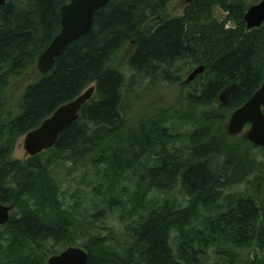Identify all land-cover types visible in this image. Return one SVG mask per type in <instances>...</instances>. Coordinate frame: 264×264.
<instances>
[{
  "label": "trees",
  "instance_id": "16d2710c",
  "mask_svg": "<svg viewBox=\"0 0 264 264\" xmlns=\"http://www.w3.org/2000/svg\"><path fill=\"white\" fill-rule=\"evenodd\" d=\"M170 1L109 0L14 106L8 84L36 66L69 0L0 6V204L13 206L0 226V264H46L67 247L86 251L88 264H221V256L233 264L234 252L264 253V147L226 131L264 79V24L246 31L242 0H192L167 18ZM199 66L187 85L174 76ZM124 69L132 79L179 83L174 104L130 115L133 80ZM233 84L221 105L219 93ZM91 86L92 99L53 148L11 160L18 138ZM74 173L76 196L66 203ZM81 187L92 195L87 205Z\"/></svg>",
  "mask_w": 264,
  "mask_h": 264
},
{
  "label": "water",
  "instance_id": "95a60500",
  "mask_svg": "<svg viewBox=\"0 0 264 264\" xmlns=\"http://www.w3.org/2000/svg\"><path fill=\"white\" fill-rule=\"evenodd\" d=\"M8 1L10 0H0V6ZM108 2L109 0H69L68 4L60 7V32L36 61V69L40 74L49 72L55 59L67 46L91 29L94 14ZM243 21L246 31L260 28L264 24V0L248 7ZM204 69V66L195 68L182 84L191 83ZM235 89V84L223 89L218 95V102L225 105ZM94 92V86L87 88L74 100L57 108L38 128L27 133L23 148L28 157H35L53 148L59 135L78 120L82 107L92 99ZM246 127L245 140L255 147H264V79L252 97L229 116L226 131L230 136H238ZM12 211V205L0 204V226L9 222ZM46 264H88V254L81 248L67 247L59 254L49 257Z\"/></svg>",
  "mask_w": 264,
  "mask_h": 264
},
{
  "label": "rangeland",
  "instance_id": "374dc122",
  "mask_svg": "<svg viewBox=\"0 0 264 264\" xmlns=\"http://www.w3.org/2000/svg\"><path fill=\"white\" fill-rule=\"evenodd\" d=\"M244 4H246L248 7L254 4H257L261 2L262 0H242ZM190 4V0H171L170 3L167 6V9L165 11V17L172 18V17H180L183 14V11L185 7ZM213 17L219 21L223 22L226 21V28L234 27V23L232 21L227 20V13L222 11L219 7H213L212 10ZM131 53V49H127L123 56H121L119 65L121 68L125 66L126 60L129 57ZM125 68V67H124ZM197 68V67H196ZM124 73L126 74L127 80H133L131 83V89L129 90V100H130V106L129 113L133 116H141L145 112H153L154 110L158 108H168L171 107L178 95V92L180 91L179 83L172 84L169 82H166L162 84L160 81L157 83H152L151 80L147 79L146 77H143L142 75H138L134 77V79L131 78V73H126V69H124ZM39 72L36 69V66L32 68L31 70L26 71L21 77L11 81L8 84V87L6 88L7 92L11 93L10 98V105L14 106L18 102L24 88L37 79ZM174 76H177L181 81H184L188 75L185 74V69L179 70L177 74H174ZM128 86V84H127ZM14 109V107L12 108ZM246 127L243 130V133L240 136H244L245 132L247 131ZM23 142H24V136L18 138L14 149L11 153V160H17L22 163H24L29 157L28 154L25 152L23 148ZM258 154V158L260 160L264 161V153L263 156ZM80 174H73V177H70L67 179V182L65 183V189H67L70 185L71 189H68L65 193L64 200L66 203H71L75 198V192H73L74 188L77 186V182L79 180ZM264 188V187H263ZM236 190H244L245 184L238 186L235 188ZM79 200L82 202H85L87 205L89 202V199L92 195H90L88 190H85L84 187H81L79 189ZM75 195V196H74ZM178 196L177 191H173L172 195ZM74 198V199H73ZM84 198V199H83ZM185 204V203H184ZM205 217L204 211H200L199 215L197 216V221L200 224L202 222L203 218ZM198 226V225H197ZM235 258L233 264H254V262H257V264H262L264 253H262L260 250H253V249H245L240 250L237 252H234ZM219 258V257H218ZM221 259L219 262L221 264L226 263V260L223 256L220 257ZM232 260V259H231ZM210 260V262H212ZM209 261H207L208 263ZM209 264V263H208Z\"/></svg>",
  "mask_w": 264,
  "mask_h": 264
},
{
  "label": "flooded vegetation",
  "instance_id": "af4514ba",
  "mask_svg": "<svg viewBox=\"0 0 264 264\" xmlns=\"http://www.w3.org/2000/svg\"><path fill=\"white\" fill-rule=\"evenodd\" d=\"M190 1H192V0H190Z\"/></svg>",
  "mask_w": 264,
  "mask_h": 264
}]
</instances>
